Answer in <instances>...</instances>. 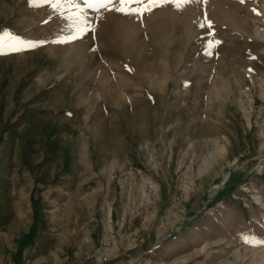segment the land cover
Returning <instances> with one entry per match:
<instances>
[{"label": "rangeland", "instance_id": "374dc122", "mask_svg": "<svg viewBox=\"0 0 264 264\" xmlns=\"http://www.w3.org/2000/svg\"><path fill=\"white\" fill-rule=\"evenodd\" d=\"M78 2L0 0V264H264V0Z\"/></svg>", "mask_w": 264, "mask_h": 264}, {"label": "snow or ice", "instance_id": "6c2138e0", "mask_svg": "<svg viewBox=\"0 0 264 264\" xmlns=\"http://www.w3.org/2000/svg\"><path fill=\"white\" fill-rule=\"evenodd\" d=\"M49 3L51 7L63 8L65 6L69 8L81 9V3L78 0H44ZM160 0H82L83 6L98 11L99 9H108L121 12L125 15L140 14L143 11H150L151 6H156ZM170 3H188L190 0H167ZM132 4L138 5V7H131ZM119 5V6H116ZM68 23V27L74 29L75 34L71 37L72 39L77 38L78 35H82L87 30V21L83 19V12L77 11L74 15H70L65 18ZM210 26V25H209ZM24 42L19 37L14 36L11 33L0 34V46L5 44L8 45L13 51H20ZM218 43V42H217ZM251 240H255V237L249 238L244 237L246 243ZM264 243V241H258Z\"/></svg>", "mask_w": 264, "mask_h": 264}, {"label": "crops", "instance_id": "0c3cea01", "mask_svg": "<svg viewBox=\"0 0 264 264\" xmlns=\"http://www.w3.org/2000/svg\"><path fill=\"white\" fill-rule=\"evenodd\" d=\"M244 111V110H243ZM242 117H241V121H237V122H241L242 123V132H241V134L240 133H235L236 135H233L234 137H241V138H243V135H244V132H247L249 129H250V127L252 126L251 124L249 125L248 124V115H247V112H245L244 111V113H242ZM254 142H252V144H253ZM262 145H261V147H263L264 146V140L262 141V143H261ZM250 147H251V144L249 143V142H247V150H245L244 151V153H241L240 152V150H238V157H240L241 156V154L243 155V154H246L247 152L248 153H250ZM231 153H236L235 152V147H234V149L232 150V152ZM263 156H264V152H263ZM236 157V156H235ZM237 159V158H236ZM239 168L240 167H230L229 168V172H228V175H227V177H226V181H228V179L230 178V177H233V176H235V178L238 176H240L241 175V173L239 172L240 170H239ZM235 171H237L238 173H235ZM243 171H246L245 169H243ZM251 175V172L250 171H248L247 173H245V174H243V179L244 178H248L249 176ZM237 177V178H238ZM159 181H160V183L162 184V182L163 183H165V179L163 178V177H161L160 179H159ZM238 186H239V184L238 183H236ZM168 185V184H167ZM237 186V187H238ZM113 216H114V209L113 208H111V217L113 218Z\"/></svg>", "mask_w": 264, "mask_h": 264}, {"label": "built area", "instance_id": "2783aa9c", "mask_svg": "<svg viewBox=\"0 0 264 264\" xmlns=\"http://www.w3.org/2000/svg\"><path fill=\"white\" fill-rule=\"evenodd\" d=\"M148 153V151L146 152V154ZM145 157H146V155H145ZM155 166V165H154ZM153 165H152V168L154 169V171H157V168H155ZM222 184H224V181H221L220 183H218V184H216V185H214L213 187H212V189H217L218 187H220V185H222Z\"/></svg>", "mask_w": 264, "mask_h": 264}]
</instances>
